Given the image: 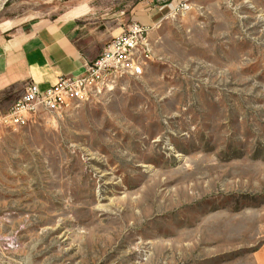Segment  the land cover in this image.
<instances>
[{
  "label": "rangeland",
  "instance_id": "rangeland-1",
  "mask_svg": "<svg viewBox=\"0 0 264 264\" xmlns=\"http://www.w3.org/2000/svg\"><path fill=\"white\" fill-rule=\"evenodd\" d=\"M78 1L0 0V34ZM118 1L163 7L153 60L0 140V264H257L264 0Z\"/></svg>",
  "mask_w": 264,
  "mask_h": 264
},
{
  "label": "crops",
  "instance_id": "crops-1",
  "mask_svg": "<svg viewBox=\"0 0 264 264\" xmlns=\"http://www.w3.org/2000/svg\"><path fill=\"white\" fill-rule=\"evenodd\" d=\"M119 3L79 0L54 17L31 18L1 33L0 111L12 106L27 82L44 90L61 75L81 73L84 63L95 59L127 23L151 26L163 16V7L144 8L139 3L127 10ZM255 260L264 264V244Z\"/></svg>",
  "mask_w": 264,
  "mask_h": 264
},
{
  "label": "built area",
  "instance_id": "built-area-1",
  "mask_svg": "<svg viewBox=\"0 0 264 264\" xmlns=\"http://www.w3.org/2000/svg\"><path fill=\"white\" fill-rule=\"evenodd\" d=\"M153 25L127 23L95 59L84 63L81 73L61 75L53 86L40 90L27 82L12 106L0 111V140L40 118H61L77 104L111 91L121 78L140 76L154 57L149 37Z\"/></svg>",
  "mask_w": 264,
  "mask_h": 264
}]
</instances>
